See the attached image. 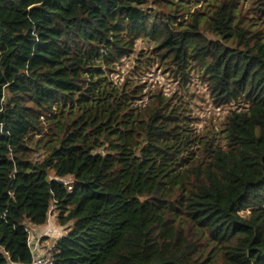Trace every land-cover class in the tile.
<instances>
[{"label":"trees","instance_id":"16d2710c","mask_svg":"<svg viewBox=\"0 0 264 264\" xmlns=\"http://www.w3.org/2000/svg\"><path fill=\"white\" fill-rule=\"evenodd\" d=\"M138 39L219 132L109 80ZM51 211L52 264H264V0H0V264Z\"/></svg>","mask_w":264,"mask_h":264},{"label":"rangeland","instance_id":"374dc122","mask_svg":"<svg viewBox=\"0 0 264 264\" xmlns=\"http://www.w3.org/2000/svg\"><path fill=\"white\" fill-rule=\"evenodd\" d=\"M239 6L247 8L250 0H237ZM185 10L193 12L195 7L184 5ZM198 7V6H197ZM167 12V9L162 10ZM189 14H184L183 19H187ZM106 73V72H105ZM109 80L114 85H121L129 82L136 85L141 94L135 98L134 105H140L147 101L150 95L162 92L164 96L176 94L182 96L187 104V113L192 121V126L197 133L207 131L219 132L222 128L224 119L228 114V107H217L214 105L208 94L206 84L195 72H192L189 83L185 87L179 85L173 79V72L168 69L164 59H161L158 52L154 50V44L144 39L134 42L133 50L123 58L114 63V69L107 73ZM64 182L71 183V177L62 179ZM51 215H53L51 211ZM53 225L58 227L54 216L48 217L44 227H36L28 224V229L32 234L36 230L49 228ZM67 233L64 228L59 233L60 236ZM30 236V235H29ZM42 246V247H41ZM52 247L51 242L42 238L38 242V254H44Z\"/></svg>","mask_w":264,"mask_h":264},{"label":"built area","instance_id":"2783aa9c","mask_svg":"<svg viewBox=\"0 0 264 264\" xmlns=\"http://www.w3.org/2000/svg\"><path fill=\"white\" fill-rule=\"evenodd\" d=\"M29 232V249L32 254L31 261L29 264H52V259H51V252L50 249L47 250L44 254H37V249H38V242L39 240L34 241L33 237L31 236L30 230ZM47 234L44 233V236Z\"/></svg>","mask_w":264,"mask_h":264},{"label":"crops","instance_id":"0c3cea01","mask_svg":"<svg viewBox=\"0 0 264 264\" xmlns=\"http://www.w3.org/2000/svg\"><path fill=\"white\" fill-rule=\"evenodd\" d=\"M49 216L52 217V216H54V214L53 215H49ZM44 226H41V227H44ZM57 226L58 227H54L53 225H51L50 229L49 228H42L41 230L34 231L32 233V234L35 235V236H32L34 241H36V240L41 241L42 238H45V239L49 240L53 244L60 237L59 233L64 230V227H61L58 224H57ZM44 233H46L47 235L44 236ZM37 251H39V250L37 249ZM37 254H38V252H37Z\"/></svg>","mask_w":264,"mask_h":264}]
</instances>
